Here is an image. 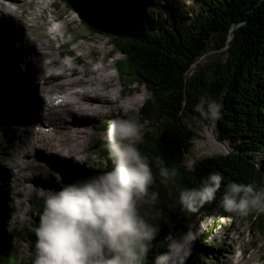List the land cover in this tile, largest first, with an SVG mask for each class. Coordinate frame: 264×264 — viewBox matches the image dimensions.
<instances>
[{
    "label": "trees",
    "instance_id": "obj_1",
    "mask_svg": "<svg viewBox=\"0 0 264 264\" xmlns=\"http://www.w3.org/2000/svg\"><path fill=\"white\" fill-rule=\"evenodd\" d=\"M64 1L81 14L82 24L91 34H102L110 39L115 49L106 61L114 62L112 67L119 72L128 91L132 92L136 84L150 91L139 112L142 120L152 122L153 129L142 136L140 151L152 161L162 159L169 166H176L182 187L199 186L213 171L224 177L216 199L195 213L183 212L174 206L175 192L170 197L161 188L160 207L174 227L170 229L167 223H161L160 236L146 261L151 264L152 256L165 250L170 236L193 230L199 216L204 218L219 210L227 219L237 217L226 213L218 204L225 184L247 183L264 177V159L259 158L264 154V4L257 5V0H192L197 5L196 15L191 18L181 15L170 22L167 9L171 0L164 3ZM209 46L224 50L226 59L195 67ZM17 89L14 85L0 83V103L9 101L11 104L18 99L16 108L22 107L20 103L25 95ZM201 96L223 103L216 133L220 140L231 144L232 150L197 160L195 171L187 173L183 162L197 136L195 122L205 121L193 110ZM5 114L6 111H0V129L16 121L11 111ZM101 156L108 160L106 150ZM108 169L107 165L89 172L73 170L75 175L57 187L77 177ZM35 205L38 208L34 212L40 218L44 202L40 200ZM249 219L257 233L264 236V213H249ZM38 225L39 222L21 234L32 253L29 264L33 260ZM211 235V231L204 233L197 241H207ZM15 238L12 230H6L0 220V264H22ZM203 255L200 249L194 248L185 264H204Z\"/></svg>",
    "mask_w": 264,
    "mask_h": 264
},
{
    "label": "rangeland",
    "instance_id": "obj_2",
    "mask_svg": "<svg viewBox=\"0 0 264 264\" xmlns=\"http://www.w3.org/2000/svg\"><path fill=\"white\" fill-rule=\"evenodd\" d=\"M27 1L32 0H26L20 8L11 3V8L13 6L11 15H7L4 12V14L0 16V83H2L3 86L5 84L6 86H10V84L6 83V79L2 73L1 66L3 61L1 56L4 59L5 65L9 68L10 66L8 64L10 63L16 65L19 71L25 72L27 79H30L29 77L31 76L28 74L27 67L29 61L32 60V55L34 53L32 48H34V45L36 46V43L30 40L33 38L29 37V39L28 36H36L39 40L43 42L46 41L45 45H43L45 46L44 53L42 52L43 54L39 55V59L44 61L45 56H49V58L51 57L52 59L54 58L53 60H56L57 64L59 63L57 66L61 67L56 68H60V72L63 71V75H65V77L67 76L69 80V82L67 81L69 84H63V82L65 83V77L57 79V82L54 80V85L49 90H43L50 92L45 98L56 92H62L64 89L71 88L75 84H86L87 79L94 80L97 78L100 80L104 79L102 81V88L104 90L116 89V92L114 94V100L110 103L104 102L100 97L99 99L97 98L99 102L96 100L95 103L101 106V112L90 118H84L85 125L79 127L83 132L82 136H80V140L77 141L78 147L83 148V152L81 153L82 159L79 160L80 162H73L66 156H62L56 163H52L55 156H52L49 150H45L46 153L44 156L34 151L31 144V142L35 141L34 131L45 132V128H51L48 124L44 127L33 124L35 120L40 119H37L38 117L36 118V116L34 117L32 103H39L40 107L42 97L45 94L41 92L38 79H30V85L24 86L15 74L7 77L9 80H12L14 86L18 87V89L24 93L25 98L20 108H16L17 102L19 103L18 99L16 100L17 102L11 101V104H9V101H7V104L0 103V111H6V114L11 111L12 116L16 120L6 128L0 129V220L6 230H12L14 233L16 237L14 240H16V244L19 245L22 264H29L32 259V253L21 234L24 229L33 228L34 225L39 222V218H37L34 212V210L38 208V205L35 204L40 200L44 202L39 194L44 190L56 188L60 182H63L69 177H73L75 175L73 170L77 172H89L97 168L101 169L107 165L111 167V162L107 160L106 157L101 156L102 151L106 150L103 147L104 135L110 120L117 115L122 117L132 116L140 121L142 125V136L146 131L153 129L152 122L142 120L139 112L145 100L150 96V91L146 86L136 84L133 87V91L129 92L125 85H123L124 82L119 72L114 67L111 66L108 70L99 71L105 66V62L102 64L101 61H106L105 58L115 49L110 39L102 34H91L82 24L83 19L81 14L71 10L64 0H50L57 4V8H52L49 0H44L45 2L40 4L36 3V1L33 3ZM171 1L169 9H167V18L170 22L175 18H179L181 15L187 16L188 18L196 15L197 5L192 0ZM150 2L164 3V0H150ZM29 11L36 13L34 14L35 19L33 21H30L31 16L27 13ZM54 14H60L62 19H55ZM19 15L24 16V18H19ZM28 19L30 21L29 23L33 24L34 30H19L16 25L20 24V20L27 22ZM48 21L50 25L47 23ZM48 25L61 28L66 26V28H62L58 32L56 39L48 30ZM69 29L71 31H69ZM86 38H89V40ZM24 48L29 49L28 54L24 52ZM95 53L100 55L96 56ZM59 55L61 56L59 57ZM226 57L227 55L224 50H215L209 46L199 57L195 67L206 66L214 60H224ZM76 58H79V61ZM68 61H72L74 63H72L73 66H65L66 68H62L61 63H67ZM106 64L110 66V64L112 65L114 62L111 60L110 63L108 62ZM96 69L98 71H96ZM85 76L88 78H85ZM77 78L79 79L76 80ZM52 80L51 78L50 84ZM92 102L93 101H91V103ZM39 111L38 109V112ZM37 116L41 117V114L39 113ZM66 123L73 124L70 120ZM195 124L196 126L194 129L197 132V136L193 140L192 149L186 153V159L190 158L197 161L207 156L227 154L232 150L230 143L218 138L216 133V121L197 120ZM53 133H55V131L51 133L52 137L54 135ZM29 144L32 149L31 153L27 157H24L23 154L26 146ZM259 158L261 160L264 159V154ZM17 164H22L24 167L26 166L23 170V176L36 177L35 180L39 182V187L27 191V189H30L35 183L26 181L24 186L25 190L17 192V189L12 186L13 183L11 184L14 179L12 170L17 172V169H19ZM9 172H11V182V177L9 176L8 178ZM8 185H11L15 191L13 188L10 189ZM31 208L33 209L31 210ZM219 213V210H217L215 213H209L204 218L199 216L193 225L192 231L197 235L194 243H196L198 237L201 236L200 238H202V234L210 231L212 232L211 237L208 238L207 241H202L200 239L197 241V244L192 247V249H200L203 252L204 255L202 259L204 264H231L230 261H234L233 263L235 264H264V236L257 233V230L253 228L251 220L249 219V214L227 219L222 217ZM196 230H199V232H196Z\"/></svg>",
    "mask_w": 264,
    "mask_h": 264
},
{
    "label": "clouds",
    "instance_id": "obj_3",
    "mask_svg": "<svg viewBox=\"0 0 264 264\" xmlns=\"http://www.w3.org/2000/svg\"><path fill=\"white\" fill-rule=\"evenodd\" d=\"M264 0H257V5ZM223 103L201 96L194 112L215 122ZM142 125L132 116H115L105 129L108 170L77 177L42 191L44 206L35 229L32 264H146L161 223L174 224L163 214L161 188L174 206L195 213L216 199L223 175L210 172L197 187H182L180 172L162 159L140 151ZM79 163L80 161H76ZM197 161L186 159L184 171H195ZM219 206L230 215L264 213V177L224 185ZM197 238L192 230L170 236L165 250L151 264H185Z\"/></svg>",
    "mask_w": 264,
    "mask_h": 264
},
{
    "label": "bare ground",
    "instance_id": "obj_4",
    "mask_svg": "<svg viewBox=\"0 0 264 264\" xmlns=\"http://www.w3.org/2000/svg\"><path fill=\"white\" fill-rule=\"evenodd\" d=\"M25 1L26 0H3V1L1 0L0 1V16H2L4 14V12L7 15H9V14L11 15V13H12L11 10H13V6L11 8V3L15 4V6H19V8H20L24 4L23 2H25ZM35 1L38 4L45 2L44 0H32V1H27V2L33 3ZM50 2H51V7L52 8H57V4L55 2H52V1L49 0V3ZM27 13H28V15L31 16L30 17V21H33L35 19L34 14H36V13L31 12V11H29ZM44 14H46V13H44ZM18 17L19 18H24V16H20V15ZM54 17H55V19H62V16L60 14H54ZM30 21H29V19H28L27 22H24V20H20V22H19L20 24H18L16 26L19 28V30H22V31L23 30L24 31L28 30L29 31L30 29L34 28L33 24L29 23ZM47 23L50 25L49 21ZM49 25H48V30L54 35L55 38L57 37L58 32L62 28H66V26H63L61 28V27L49 26ZM69 31H71V30L69 29ZM26 36H27V34H26ZM29 37H31L33 39H30ZM28 38L31 41H34V43H36V46L34 45V48H32L34 53L32 55V60L29 61V64H28L29 68L27 67L28 74H30V76H31L29 78L31 80H33V79L37 80L38 79L39 84H40L41 92L50 93L48 91H43V90H46V89L49 90L54 85V80H56V82H57V79L64 78L65 77V75H63L64 72L62 70H61L62 72H60V68L61 67L57 66V65H59V63L57 64L56 60L55 61L53 60L54 58L52 59L51 57L49 58V56H45L44 61H41L39 59V55H42L44 53L43 51L45 49L44 48L45 46H43V45H45L46 41L43 42V41L39 40L36 36H33V37L32 36H28ZM89 38L88 39L86 38V39L89 40ZM64 51H62V52H64ZM24 52H26V54H28L29 53V49L28 48H24ZM47 52H49V51H47ZM56 54H58V53H56ZM61 55H59V57ZM1 58H2V61H3L1 68H2V73H3V75H4L5 79H6L5 80L6 83H8L10 85H13L12 80H9L7 77L11 76L12 74H15L22 85H24V86L30 85V83H31L30 81L31 80L27 79V77L25 75V72L24 73L20 72L19 69L16 67V65H13L11 63L8 64L10 66V68H9L7 65H5L4 59H3L2 56H1ZM76 59L79 61V58H76ZM73 60H75V59H73ZM80 60H82V59H80ZM83 61H85V60H83ZM72 63H73L72 61H68L67 63H63V64L61 63V66H62V68L65 67V66H71ZM104 65L105 66L102 69H100L99 71L108 70L112 66L111 64H110V66H108L107 64H104ZM56 67H60V68L58 69ZM67 69H68V67H67ZM91 71H93V70H91ZM96 71H98V70L96 69ZM83 72H85V71H83ZM87 72H88V70H87ZM51 78L53 80L51 81V84H50V79ZM85 78H88V77L85 76ZM78 79L79 78H77L76 80H78ZM103 80L102 79L100 80L98 78L94 79V80L87 79L86 84H78V85H76L74 83L75 85H73V87L70 86L71 88L64 89L62 92L55 93V97L51 96L48 99H51V102H52V101H55L59 97H63V99H64L63 103L64 104H60V105H58V107H54L51 104V102H48V99L44 98V96L42 97V103H41L40 107H39V105H40L39 103H36V102L32 103V110L34 111V117L36 116V118L38 117L37 119H40V120H35L34 121L35 125H42L46 121V122H48L49 126L52 127V131L51 130H48V131H45V132H43V131H34L35 141L31 142L34 151H37L41 155H44L46 153L45 150H49V152H51V155L55 156V158L53 159L52 163H56V161L59 160L60 157H62V156H66L68 159H71V161H73V162H76V161H79L80 159H82V154L81 153L83 152V148H79L78 144H77L78 143L77 141L80 140V138H81L80 136H82V133H83L79 129V127H82L83 125H85L84 118H90V117L95 116V115H97L98 113L101 112V106L100 105H96V103H95L97 98L99 99V97H100V98H102V100H104V102H107V103H110L115 98L114 94L116 92V89L104 90L102 88V85H103L102 81ZM64 81H65V83L62 81L63 84H69L68 83L69 80H68L67 76L64 78ZM99 83H100V85H99ZM15 84H16V82H15ZM40 100H41V96H40ZM91 101H93V102L91 103ZM23 103H24V99L21 101L20 104L23 105ZM107 103H106V105H107ZM56 108H58V109H56ZM38 109L40 110L39 112H38ZM39 113L41 114L42 118L40 116H37V115H39ZM66 116H68V117H66ZM69 120H70V122H73L72 125L69 124V123H66ZM54 131H55V133H53L54 135L52 137L51 133L54 132ZM30 146H31L30 144L26 146L25 152L23 154L24 157H27L31 153L32 149H31ZM20 161H22V160H20ZM27 161H28V159H27ZM17 166L19 167V169H17L18 170L17 172L16 171L14 172L12 170V176L14 178L13 182H11V180H12L11 172L8 173V178H9V176L11 177L10 182H11V184L13 183L12 186L17 189V192H20L21 190L22 191L25 190L24 186H25V182L26 181H32V182L35 183V185L32 186L30 189L28 188L27 191H30V190H33L34 188L39 187V184H38L39 182H37L35 180L36 177H34V176H32V177L23 176L24 175L23 174V170L25 169L26 166L24 167V166H22V164H17ZM8 186H10V189L13 188L11 185H8ZM14 188H13V190H14ZM12 205H14V204H12ZM230 262H231V264H235V263H233L234 261L233 262L230 261Z\"/></svg>",
    "mask_w": 264,
    "mask_h": 264
},
{
    "label": "water",
    "instance_id": "obj_5",
    "mask_svg": "<svg viewBox=\"0 0 264 264\" xmlns=\"http://www.w3.org/2000/svg\"><path fill=\"white\" fill-rule=\"evenodd\" d=\"M72 10V9H71ZM74 11V10H73ZM76 12V11H75Z\"/></svg>",
    "mask_w": 264,
    "mask_h": 264
}]
</instances>
